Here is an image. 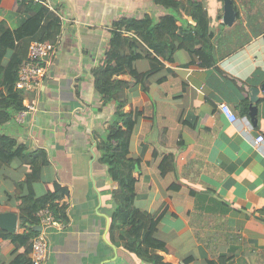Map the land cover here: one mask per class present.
<instances>
[{
    "label": "crops",
    "instance_id": "1",
    "mask_svg": "<svg viewBox=\"0 0 264 264\" xmlns=\"http://www.w3.org/2000/svg\"><path fill=\"white\" fill-rule=\"evenodd\" d=\"M158 1L41 0L59 19L55 51L40 86L25 93L24 106L34 108L12 114L0 133L28 152L43 149L47 162L30 181L29 162L0 159V214L17 216L14 230L0 227V264L30 252L12 241L22 230L19 214L31 196H51L55 184L68 190L67 221L42 226L48 247L41 264H152L150 252L127 249L121 230L111 231L122 228L110 223L117 182L99 160L96 142L115 108L102 102L91 70L103 59L115 21L167 15ZM232 2L233 32L222 20L223 0H210L216 25L206 7L211 65H201L184 45L180 28L194 24L184 13L173 27L172 60L147 74L144 57L133 62L138 80L127 89L125 110L139 112L129 147L137 160L135 203L160 216L153 236L171 248L162 255L173 264L188 257L185 264H208L219 256H229L227 264H264V141H253L264 134V93L249 100L250 86L264 80V0ZM32 6L0 0V22L16 29ZM221 102L235 112L234 121Z\"/></svg>",
    "mask_w": 264,
    "mask_h": 264
},
{
    "label": "trees",
    "instance_id": "2",
    "mask_svg": "<svg viewBox=\"0 0 264 264\" xmlns=\"http://www.w3.org/2000/svg\"><path fill=\"white\" fill-rule=\"evenodd\" d=\"M158 2L169 9L167 15L157 19L149 15L142 18L122 17L115 21L103 59L91 70V74L102 102H112L115 108L112 118L104 124L105 136L99 137L96 142L100 152L99 160L107 165L109 175L117 182L113 191L115 206L110 223L112 227L119 223L122 228H111V231L114 230L115 233L121 230L119 235L125 241L127 249L150 252L153 257L152 264H173L165 261L162 255V252L170 253L171 248L153 236L160 216L141 210L135 203L133 173L137 160L130 156L129 147L139 112L125 110L127 89L138 80L133 67L136 59L144 57L147 60L149 70L144 74L156 69L162 60H172L175 48L172 34L178 14L184 13L194 21L193 25H183L180 32L187 50L192 57L200 59L201 65L213 63V33L209 27V17L203 0ZM32 9V15L16 29H10L4 21L0 22V126L7 122L12 114L24 108L26 91L17 88L15 81L18 66L27 53L29 42L34 39L54 41L60 30L58 17L48 14L46 5L34 3ZM236 17L238 18V13ZM15 157L30 163L31 170L26 176L27 180L39 179L41 167L47 162L46 152L43 149L28 152L11 137L0 133V159L8 163ZM67 197V188L59 184H55L51 196L40 199L31 196L19 214V227L22 230L13 234L12 241L15 246L23 245L30 250L31 240L38 233L34 229L38 224L35 213L42 206H47L55 218L62 222L67 221ZM14 260V264H32L30 252H25L21 258ZM229 260V256H219L217 259L210 258L207 262L227 264ZM189 261L188 257L177 264Z\"/></svg>",
    "mask_w": 264,
    "mask_h": 264
},
{
    "label": "built area",
    "instance_id": "3",
    "mask_svg": "<svg viewBox=\"0 0 264 264\" xmlns=\"http://www.w3.org/2000/svg\"><path fill=\"white\" fill-rule=\"evenodd\" d=\"M20 1L43 3L41 0ZM54 51L55 44L52 41L31 40L28 44L27 53L18 66L15 86L25 91L37 89L45 76L47 62ZM32 108H34L32 103H26L24 108L19 111V116L25 115L29 110H32ZM219 108L230 122L236 119L237 116L235 112L226 102L219 103ZM253 141L256 144L264 141V134H257ZM36 216L40 220L41 228L42 226L63 225V222L55 218L52 211L47 206L40 207L36 211ZM47 247V235L45 231L41 229L31 240L30 258L32 264L43 263L47 256Z\"/></svg>",
    "mask_w": 264,
    "mask_h": 264
},
{
    "label": "water",
    "instance_id": "4",
    "mask_svg": "<svg viewBox=\"0 0 264 264\" xmlns=\"http://www.w3.org/2000/svg\"><path fill=\"white\" fill-rule=\"evenodd\" d=\"M237 16L236 10L234 8L232 0H223V15L222 20L226 25H232ZM264 93V80L260 86H250L249 88V100L250 102H255L258 100V94ZM250 115L253 116L255 113V106L249 105ZM17 221V216L14 214H0V227L5 228L6 230H14ZM109 220L107 218V226ZM35 230H41V226L37 225L34 228Z\"/></svg>",
    "mask_w": 264,
    "mask_h": 264
},
{
    "label": "rangeland",
    "instance_id": "5",
    "mask_svg": "<svg viewBox=\"0 0 264 264\" xmlns=\"http://www.w3.org/2000/svg\"><path fill=\"white\" fill-rule=\"evenodd\" d=\"M204 6L205 7H207V9H208V11H209V14L211 15V19L213 20V22L215 23V25L217 24V19H216V17L214 16V14H213V11L211 10L212 9V6H211V4H210V0H204ZM182 21L184 22V20L182 19ZM228 28V30H230V31H235L236 29H238V25H237V22L234 24V25H230V26H228L227 27ZM207 221H210L211 222V219L209 218V219H207V220H205V222H207ZM204 223V222H203ZM209 223V222H208ZM205 224V223H204Z\"/></svg>",
    "mask_w": 264,
    "mask_h": 264
}]
</instances>
